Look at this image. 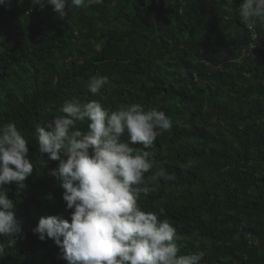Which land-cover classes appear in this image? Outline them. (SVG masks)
Returning <instances> with one entry per match:
<instances>
[{"label": "trees", "instance_id": "obj_1", "mask_svg": "<svg viewBox=\"0 0 264 264\" xmlns=\"http://www.w3.org/2000/svg\"><path fill=\"white\" fill-rule=\"evenodd\" d=\"M241 3L103 0L65 17L32 0L0 4V125H16L34 164L25 188L5 185L22 233L0 264H67L52 239L32 232L41 217L71 214L49 174L58 161L38 151L33 132L74 100L163 111L172 127L149 150L153 171L163 167L174 179L153 183L139 206L176 228L178 255L264 264V23L253 41ZM96 75L109 84L92 95L85 85Z\"/></svg>", "mask_w": 264, "mask_h": 264}, {"label": "clouds", "instance_id": "obj_2", "mask_svg": "<svg viewBox=\"0 0 264 264\" xmlns=\"http://www.w3.org/2000/svg\"><path fill=\"white\" fill-rule=\"evenodd\" d=\"M33 5H50L60 17L71 9L100 5L103 0H32ZM5 0H0L4 4ZM241 22L254 31L264 23V0H242ZM4 49L0 48V52ZM109 77L96 75L86 82L92 95L101 93ZM61 115L34 126L38 151L58 161L49 170L64 189L62 199L71 210L70 221L58 216L41 217L32 229L40 240L52 239L67 264H202L204 252L178 255L177 231L155 212H145L138 201L155 191L153 183L174 176L155 166L154 141L171 129V119L156 108L141 104L106 109L98 101H66ZM87 122V130L77 124ZM127 135V141L122 138ZM28 140L12 122L0 125V258L22 233L16 204L5 185L26 187L34 164ZM130 145H142L136 151ZM152 172L151 176L146 174ZM164 214V209L159 210Z\"/></svg>", "mask_w": 264, "mask_h": 264}, {"label": "built area", "instance_id": "obj_3", "mask_svg": "<svg viewBox=\"0 0 264 264\" xmlns=\"http://www.w3.org/2000/svg\"><path fill=\"white\" fill-rule=\"evenodd\" d=\"M253 33L251 34L252 40L255 41L256 35L254 34V31H252ZM254 44L251 45V47H253Z\"/></svg>", "mask_w": 264, "mask_h": 264}]
</instances>
